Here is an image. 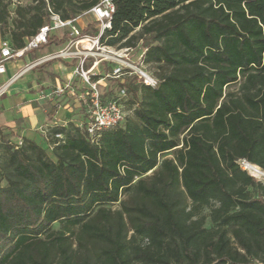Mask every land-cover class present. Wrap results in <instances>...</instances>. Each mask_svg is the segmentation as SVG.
<instances>
[{
	"label": "trees",
	"instance_id": "16d2710c",
	"mask_svg": "<svg viewBox=\"0 0 264 264\" xmlns=\"http://www.w3.org/2000/svg\"><path fill=\"white\" fill-rule=\"evenodd\" d=\"M112 1L102 41H145L157 84L126 76L131 113L94 141L49 128L52 158L0 132V264H264V184L238 163L264 170V0ZM97 2L0 0V37Z\"/></svg>",
	"mask_w": 264,
	"mask_h": 264
},
{
	"label": "built area",
	"instance_id": "2783aa9c",
	"mask_svg": "<svg viewBox=\"0 0 264 264\" xmlns=\"http://www.w3.org/2000/svg\"><path fill=\"white\" fill-rule=\"evenodd\" d=\"M9 1L12 10L24 0ZM113 9L112 0H98L94 6L81 14L62 19L48 8L47 21L35 34L25 39L22 47L14 48L9 40H0V74H2L6 70L8 61L17 60L23 57L25 52L46 45L50 36L64 38L56 50L24 65L0 86L1 95L25 71L46 61L61 60L71 64L69 76L63 80H57L48 90L40 89L37 92V100L47 101L53 112L51 124L45 125L42 131L44 135L49 128L67 123L61 122L58 114L62 110L68 111L70 115L73 114L74 103H70V99L75 100V103L82 108V121L80 124H74L83 128L91 141L96 140L102 130L113 128L121 123L125 117V111L119 100L126 95V89L121 86L116 91L115 99L106 98L99 89L100 84L104 85L106 78L121 80L126 76H135L144 85L157 84V79L143 65L144 51L139 52L134 60L127 56L133 48H119L102 41L104 31L111 26ZM87 16L92 17L89 23H92V27L88 32H84L87 25L84 27L81 22ZM94 76L96 78H93ZM54 136L62 137L60 133ZM238 163L242 169L247 170L249 165L247 161L241 159Z\"/></svg>",
	"mask_w": 264,
	"mask_h": 264
},
{
	"label": "crops",
	"instance_id": "0c3cea01",
	"mask_svg": "<svg viewBox=\"0 0 264 264\" xmlns=\"http://www.w3.org/2000/svg\"><path fill=\"white\" fill-rule=\"evenodd\" d=\"M8 40V39H7ZM59 44H46L39 49H32L24 53L22 60H13L6 63V70L0 74V86L6 82L10 76L19 71L24 65L34 61L35 59L53 52L58 48ZM10 66H9V65ZM71 64L61 60L46 61L39 64L30 70L25 71L17 80L25 77L21 84L14 85L13 82L9 85L3 94L8 92L9 115L4 117V108L0 107V124H7L8 127L14 130H19L20 134H12L18 138L27 137L37 142L40 137L36 130L44 128L45 125H50L52 121V110L50 104L44 100H37V92L40 89L48 90L54 85L57 80H63L71 74ZM20 92L27 93L29 97L20 95ZM77 104H74L76 106ZM8 111V110H6ZM11 113V114H10ZM61 113V112H60ZM62 116H58L61 122L72 121L75 124H80L82 117L73 116L68 111L62 110ZM19 124L20 128H15Z\"/></svg>",
	"mask_w": 264,
	"mask_h": 264
},
{
	"label": "rangeland",
	"instance_id": "374dc122",
	"mask_svg": "<svg viewBox=\"0 0 264 264\" xmlns=\"http://www.w3.org/2000/svg\"><path fill=\"white\" fill-rule=\"evenodd\" d=\"M23 4H25V3H23ZM13 16V13L11 12L10 13V17H12ZM91 20H92V17L91 16H87V17H84L83 19H82V26H86V25H88L90 22H91ZM91 27H92V23H91ZM7 39V36H4V37H0V40H2V39ZM144 46H145V41H139L137 44H136V46L131 50V51H129L128 53V57L129 58H131V59H136V56H137V54L139 53V52H142V51H144L145 50V48H144ZM40 47H43V45H41ZM40 47H38L37 49H39ZM17 60H22L21 58H19V59H17ZM9 65V64H8ZM10 66V65H9ZM145 68H146V70L149 72V73H151L152 75H154V69L153 68H150L149 67V65H145ZM24 79H25V77H22L21 79H19V80H17L15 83H14V85H18V84H21L23 81H24ZM123 82H125V79H121V80H119V79H115V78H106V80L104 81V85L103 84H100V86H99V89H100V91L102 92V93H104L105 95H110V94H115L116 93V91L118 90V88L120 87V83H123ZM10 94V92H8L5 96H3V97H1L0 96V107L1 108H4L5 110H4V117H7L8 115H9V112L11 111H9V109H11V107H8V106H10L9 104V97H8V95ZM20 95H22V96H24V97H29V95L27 94V93H24V92H20ZM69 102L70 103H74V104H77V103H75V100H73V99H70L69 100ZM123 108H124V111H125V114H126V116L127 115H129L130 113H131V110H132V108L131 107H128L127 105H124L123 106ZM6 110H8V111H6ZM81 113H82V108L80 107V105H76V106H73V116H79L80 117V115H81ZM11 114V113H10ZM62 114V111H61V113H59L58 114V116H62L61 115ZM64 124L66 123V122H63ZM15 128H20V125L19 124H17L16 125V127ZM45 128H40V130H36L38 133H39V135H40V137L38 138V140H37V143H39L44 149H45V151H46V153L52 158V154H51V145L50 144H48L49 143V141H47L46 139H45V135H44V133L42 132L43 130H44ZM0 132L2 133V134H4L5 135V138L7 139V140H9L10 142H12V143H14V144H20V142H21V139L20 138H18V137H16V136H13L12 134H20V131L19 130H14L13 128H11V127H8L7 126V124H0ZM247 172L250 174V175H252L249 171H248V169H247ZM255 177V176H254ZM257 180H260L263 184H264V178H257V177H255ZM206 225L208 226L209 225V222L207 221V223H206Z\"/></svg>",
	"mask_w": 264,
	"mask_h": 264
},
{
	"label": "bare ground",
	"instance_id": "6f19581e",
	"mask_svg": "<svg viewBox=\"0 0 264 264\" xmlns=\"http://www.w3.org/2000/svg\"><path fill=\"white\" fill-rule=\"evenodd\" d=\"M247 169L253 176H255L257 178H264V170H262L258 166L253 165V164H249L247 166Z\"/></svg>",
	"mask_w": 264,
	"mask_h": 264
}]
</instances>
